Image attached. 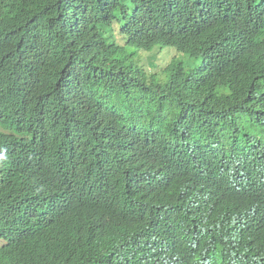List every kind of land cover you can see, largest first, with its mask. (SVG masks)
Returning a JSON list of instances; mask_svg holds the SVG:
<instances>
[{
    "label": "trees",
    "instance_id": "1",
    "mask_svg": "<svg viewBox=\"0 0 264 264\" xmlns=\"http://www.w3.org/2000/svg\"><path fill=\"white\" fill-rule=\"evenodd\" d=\"M249 11L264 17V0H0L10 19L0 109L17 111L30 152L44 147L103 171L119 196L156 209L167 236L181 239L190 215L167 205L154 167L130 171L120 157L165 162L194 148L211 171L233 163L264 190V78L231 65L255 34ZM154 47L177 53L158 72L139 65ZM94 122L106 129L103 141L89 131ZM18 174L25 179L24 165ZM207 228L223 238L210 249L216 264H264V242L216 215ZM128 257L85 247L72 260H2L0 250V264L136 263Z\"/></svg>",
    "mask_w": 264,
    "mask_h": 264
},
{
    "label": "clouds",
    "instance_id": "2",
    "mask_svg": "<svg viewBox=\"0 0 264 264\" xmlns=\"http://www.w3.org/2000/svg\"><path fill=\"white\" fill-rule=\"evenodd\" d=\"M248 17L255 34H248V46L232 57L231 65L264 78V26L260 25L264 17L260 11H249ZM9 24V17L0 13V53ZM163 50L173 52L170 60L177 55L171 47H156L147 54ZM169 62L161 69L144 66L140 60L139 65L158 72ZM24 125L17 111L5 116L0 109L2 260H72L78 248L87 247L106 252L127 249L134 264H216L220 259L210 249L214 243L223 247V238L207 228L213 215L225 219L232 230L264 242V190L251 172L233 163L213 172L194 148L165 162L152 157L143 163L132 154L120 157L130 171L154 167L156 183L168 195L167 205L190 215L183 237L175 239L167 236L156 209L119 196L103 171L44 147L30 152L33 137ZM89 131L102 141L106 136L100 122L90 123ZM23 165L25 179L19 180L18 168ZM198 221L203 227H196ZM193 228L207 236L204 246L199 243L202 236L189 234Z\"/></svg>",
    "mask_w": 264,
    "mask_h": 264
},
{
    "label": "rangeland",
    "instance_id": "3",
    "mask_svg": "<svg viewBox=\"0 0 264 264\" xmlns=\"http://www.w3.org/2000/svg\"><path fill=\"white\" fill-rule=\"evenodd\" d=\"M155 48H153L151 52H153ZM172 53L173 52H169L168 50H163L156 51L153 55L150 56L149 54L142 52L140 62L144 66L149 64L150 68L161 69L165 64L169 62Z\"/></svg>",
    "mask_w": 264,
    "mask_h": 264
}]
</instances>
